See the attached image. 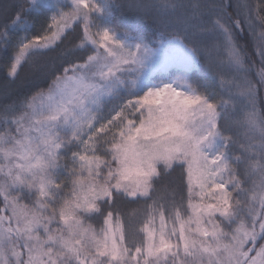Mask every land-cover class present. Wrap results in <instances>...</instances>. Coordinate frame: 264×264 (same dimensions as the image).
I'll return each instance as SVG.
<instances>
[{
    "label": "snow or ice",
    "instance_id": "6c2138e0",
    "mask_svg": "<svg viewBox=\"0 0 264 264\" xmlns=\"http://www.w3.org/2000/svg\"><path fill=\"white\" fill-rule=\"evenodd\" d=\"M0 264H264V0H0Z\"/></svg>",
    "mask_w": 264,
    "mask_h": 264
}]
</instances>
